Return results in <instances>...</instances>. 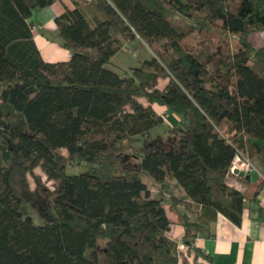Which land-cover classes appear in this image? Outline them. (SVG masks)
<instances>
[{"label":"trees","instance_id":"1","mask_svg":"<svg viewBox=\"0 0 264 264\" xmlns=\"http://www.w3.org/2000/svg\"><path fill=\"white\" fill-rule=\"evenodd\" d=\"M54 1L0 0V264H178L164 192L195 215L178 213L194 247L219 213L240 222L235 153L264 165V46L249 37L264 0H70L54 16L69 58L48 61L31 18ZM137 38L147 56L116 67ZM153 102L179 117L165 134Z\"/></svg>","mask_w":264,"mask_h":264},{"label":"crops","instance_id":"2","mask_svg":"<svg viewBox=\"0 0 264 264\" xmlns=\"http://www.w3.org/2000/svg\"><path fill=\"white\" fill-rule=\"evenodd\" d=\"M63 3L62 5L58 4L57 0H55L52 4L36 12L42 20L44 19L47 22L46 28L54 32V34L56 30L54 16L64 9V5L73 7L72 2L69 0H63ZM49 19H51V23L48 22ZM33 34L44 60L57 61L69 58L68 49L64 48L59 41L53 40L52 37L43 34H36L34 31ZM249 37L254 45L264 46V27L260 31L252 32ZM131 41H135V39L125 42L124 45L131 43ZM121 50L120 48L113 58L121 55ZM138 62L131 63V65H136ZM118 65L126 64L122 61ZM162 80L163 78H159L158 84ZM164 80L166 79L164 78ZM165 83L163 84L165 85ZM164 85L159 87H163ZM142 98H140L141 101L146 103ZM152 106L161 115L166 111L172 123L176 124L179 122V117L170 112L165 105L153 102ZM252 161L256 163L259 171L251 172L250 177L247 178L248 181H244L242 179L244 176H240L233 171L226 178L229 185L240 189L245 194L240 222L235 223L222 213H219L216 220L210 226V232L197 234L195 237L192 246L197 247V249L188 247L187 245L185 248H177L178 264H264V165H261L257 160ZM144 182L152 193L160 195L157 185L151 179L149 181L151 187L148 181L144 180ZM168 182L169 188L175 196H184L183 188L175 180L170 179ZM256 189L257 191L255 192ZM154 193L151 195L155 196ZM168 195L169 193L167 192L163 194L164 198H166L164 206L171 221L168 235L175 242H185L183 238L184 229L179 222L178 213L186 212L190 218H194L195 215L189 212L181 202L172 206L169 203ZM191 204L192 209L195 211L200 208L199 203L191 201Z\"/></svg>","mask_w":264,"mask_h":264},{"label":"rangeland","instance_id":"3","mask_svg":"<svg viewBox=\"0 0 264 264\" xmlns=\"http://www.w3.org/2000/svg\"><path fill=\"white\" fill-rule=\"evenodd\" d=\"M57 3L62 5L63 0H57ZM36 12L37 11H34L33 12L35 14L31 18L32 21H33V23H34L33 24V31H34V33H36V34H43V35H46L48 37H52L53 40L59 41L60 38H59V36L57 34V31L55 30V34H54V32H51L49 29H47L46 28L47 22L44 19L42 20L39 17V14L37 15ZM48 22L51 23L52 22L51 19H49ZM191 22H192V20H190V19H187L186 20V23L187 24H189ZM196 38H198V35L195 33V31L194 32H191L188 36H186L184 38V43L187 44V45H189V44L193 43L196 40ZM120 48L122 49L121 50V53L123 54V56H121L122 55L121 54V55L117 56V58H113V62H112L114 65H116L119 68H127V67H130V66H134V65H131V63L133 64V63H136V61H140L145 56H147V54L150 51L149 47H147L140 38H137L135 41H131V43H129V44H126V45L123 44ZM122 61H124V64H126V65H121V66L118 65L119 63H122ZM164 81L166 82V80H164V78H163V80L161 82H159L158 86L164 85L163 84V83H165ZM142 100L144 102L146 101V99L144 97L142 98ZM162 115H163V120H164L163 123H162V125L154 127L151 130L152 134L158 133V132L159 133H162V134H165V132L167 131V127L175 124V123H172V120L169 119L166 111H164V113ZM62 152L63 153H66V149L65 148H62ZM68 170L69 171H73V169H71V168H69ZM34 171L36 173H39L41 175L42 180H43V182H45L46 185H48L50 188L53 187V181L51 179H48L46 177V175L44 174V172L41 170V168L39 166H36L34 168ZM142 179L148 181V183L150 185V182H149L150 181V178L148 176L143 175V178ZM29 180H30L31 185L33 186L34 185V179L31 176V174H29ZM147 187H148V185H147ZM150 187H151V185H150ZM153 193L151 192V194H153ZM165 200H166V198L164 199V203H165ZM34 221L36 223H38L39 220H38L37 217H34Z\"/></svg>","mask_w":264,"mask_h":264},{"label":"built area","instance_id":"4","mask_svg":"<svg viewBox=\"0 0 264 264\" xmlns=\"http://www.w3.org/2000/svg\"><path fill=\"white\" fill-rule=\"evenodd\" d=\"M234 168L238 170H242L245 174H250L253 171H259L256 163L249 158L245 157L241 154V152L237 151L231 161L230 170L233 171ZM177 248H185L186 244L183 241H176Z\"/></svg>","mask_w":264,"mask_h":264},{"label":"water","instance_id":"5","mask_svg":"<svg viewBox=\"0 0 264 264\" xmlns=\"http://www.w3.org/2000/svg\"><path fill=\"white\" fill-rule=\"evenodd\" d=\"M233 172L240 175V176H244L246 178L250 177V174H245L242 170H238L237 168L233 169ZM169 228V227H168ZM186 243H188V240H185Z\"/></svg>","mask_w":264,"mask_h":264}]
</instances>
